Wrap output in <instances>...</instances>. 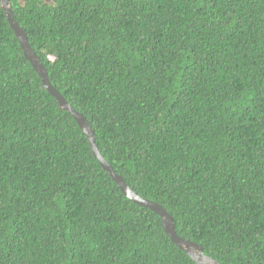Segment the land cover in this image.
Listing matches in <instances>:
<instances>
[{"label": "trees", "instance_id": "trees-1", "mask_svg": "<svg viewBox=\"0 0 264 264\" xmlns=\"http://www.w3.org/2000/svg\"><path fill=\"white\" fill-rule=\"evenodd\" d=\"M114 171L221 264H264V0H10ZM0 264H195L43 87L0 6Z\"/></svg>", "mask_w": 264, "mask_h": 264}, {"label": "water", "instance_id": "water-1", "mask_svg": "<svg viewBox=\"0 0 264 264\" xmlns=\"http://www.w3.org/2000/svg\"><path fill=\"white\" fill-rule=\"evenodd\" d=\"M0 6L5 13L11 29L14 31L24 56L40 76L43 87L56 99L61 109L72 115L79 128L86 135L93 156L98 160L101 167L110 175L124 196H126L135 204L149 208L152 212L157 213L160 217L161 226L164 232L174 244H176L190 257V259H192L193 262H195V264H221L219 261H217V259L205 254L200 244L177 234L172 215L156 201L145 199L137 194L124 181L123 176L114 171L113 167L100 153L95 143L93 129L86 117L81 112L77 111L51 83L45 65L40 60L39 56L33 51L27 40V34L25 30L14 19V15L10 8V0H0Z\"/></svg>", "mask_w": 264, "mask_h": 264}]
</instances>
